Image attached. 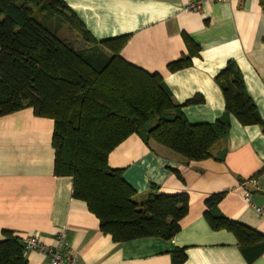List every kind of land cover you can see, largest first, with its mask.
Listing matches in <instances>:
<instances>
[{"label": "crops", "instance_id": "1", "mask_svg": "<svg viewBox=\"0 0 264 264\" xmlns=\"http://www.w3.org/2000/svg\"><path fill=\"white\" fill-rule=\"evenodd\" d=\"M96 41L129 36L120 52L127 63L159 75L173 102L191 124L213 123L224 112L214 78L232 61L264 124V0H62ZM201 3L199 11L186 7ZM198 46L187 69L170 73L168 64L188 55L183 36ZM199 97L202 102L184 105ZM54 122L27 108L0 117V239L10 231L21 240L36 235L48 246L58 238L78 264H171L170 254L185 249L184 264H264V252L247 262L235 237L212 231L203 218L207 197L224 193L218 210L225 218L264 236V128L242 126L230 117L222 162H186L154 142L132 135L108 156L140 203L154 186L158 192L188 196V213L169 241L158 238L114 243L99 230L85 203L72 198L70 177L54 175ZM249 196V202L244 195ZM27 264L48 257L25 253Z\"/></svg>", "mask_w": 264, "mask_h": 264}, {"label": "trees", "instance_id": "2", "mask_svg": "<svg viewBox=\"0 0 264 264\" xmlns=\"http://www.w3.org/2000/svg\"><path fill=\"white\" fill-rule=\"evenodd\" d=\"M64 27L84 44L75 49L60 37ZM188 55L168 64L170 73L187 69L198 46L183 36ZM129 36L94 40L62 0H0V117L30 108L54 122V175L70 177L72 198L85 203L102 234L117 244L147 238L169 241L188 213L186 194L164 195L154 186L140 203L109 154L132 135L154 142L186 162H222L214 151L228 137L230 117L242 126L264 128L232 61L214 78L224 99L213 123L191 124L163 79L126 61L120 52ZM195 97L184 105H195ZM224 193L204 201V220L212 231L231 233L247 262L264 252V236L235 223L218 210ZM0 239V264H27L23 241L10 231ZM184 264L185 249L170 254Z\"/></svg>", "mask_w": 264, "mask_h": 264}, {"label": "built area", "instance_id": "3", "mask_svg": "<svg viewBox=\"0 0 264 264\" xmlns=\"http://www.w3.org/2000/svg\"><path fill=\"white\" fill-rule=\"evenodd\" d=\"M212 2L218 4H227L230 0H211ZM201 7V3H191L189 4L186 9L190 11H199ZM244 200L249 202V196L247 194L244 195ZM256 211L264 215V212L260 209H256ZM25 252L35 251L43 254L44 256L48 257V264H78L77 257L74 252L66 248V246L62 243V237L58 238V245L55 247H48L42 244L36 235L27 236L25 239L22 240Z\"/></svg>", "mask_w": 264, "mask_h": 264}, {"label": "rangeland", "instance_id": "4", "mask_svg": "<svg viewBox=\"0 0 264 264\" xmlns=\"http://www.w3.org/2000/svg\"><path fill=\"white\" fill-rule=\"evenodd\" d=\"M60 37L70 42L75 49H81L84 47L82 39L68 27L63 28Z\"/></svg>", "mask_w": 264, "mask_h": 264}]
</instances>
